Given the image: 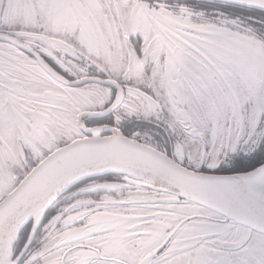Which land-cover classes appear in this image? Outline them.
<instances>
[{"label": "snow or ice", "instance_id": "snow-or-ice-1", "mask_svg": "<svg viewBox=\"0 0 264 264\" xmlns=\"http://www.w3.org/2000/svg\"><path fill=\"white\" fill-rule=\"evenodd\" d=\"M0 264H264V0H0Z\"/></svg>", "mask_w": 264, "mask_h": 264}, {"label": "flooded vegetation", "instance_id": "flooded-vegetation-1", "mask_svg": "<svg viewBox=\"0 0 264 264\" xmlns=\"http://www.w3.org/2000/svg\"><path fill=\"white\" fill-rule=\"evenodd\" d=\"M111 199H115L114 197H112Z\"/></svg>", "mask_w": 264, "mask_h": 264}]
</instances>
